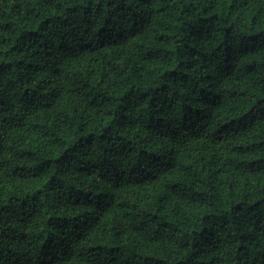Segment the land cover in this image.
<instances>
[{
	"label": "trees",
	"instance_id": "16d2710c",
	"mask_svg": "<svg viewBox=\"0 0 264 264\" xmlns=\"http://www.w3.org/2000/svg\"><path fill=\"white\" fill-rule=\"evenodd\" d=\"M0 264H264V0H0Z\"/></svg>",
	"mask_w": 264,
	"mask_h": 264
}]
</instances>
